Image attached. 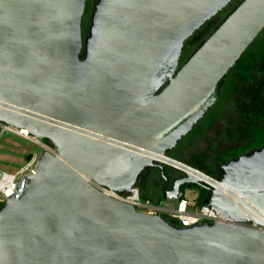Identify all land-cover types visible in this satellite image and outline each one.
Returning <instances> with one entry per match:
<instances>
[{
    "label": "water",
    "instance_id": "1",
    "mask_svg": "<svg viewBox=\"0 0 264 264\" xmlns=\"http://www.w3.org/2000/svg\"><path fill=\"white\" fill-rule=\"evenodd\" d=\"M231 1L97 0L83 42L87 0H0V123L55 151L0 206V264H264L258 228L175 226L91 183L128 192L158 168L162 198L206 187L203 204L264 226V143L219 177L168 154L264 29V0H241L180 65Z\"/></svg>",
    "mask_w": 264,
    "mask_h": 264
},
{
    "label": "rangeland",
    "instance_id": "2",
    "mask_svg": "<svg viewBox=\"0 0 264 264\" xmlns=\"http://www.w3.org/2000/svg\"><path fill=\"white\" fill-rule=\"evenodd\" d=\"M240 1L232 0L185 41L181 63ZM96 2L97 0L86 2L82 18L83 42L90 31ZM215 93L217 95L215 103L168 153L171 157L213 177L219 175L222 164L242 153H249L264 143V29L237 65L229 70ZM41 141L42 144H50L47 140ZM42 144L12 131L6 130L1 133L0 127V169L17 171L28 161V154L41 156L44 152ZM166 168L171 178L182 172L171 166ZM158 178L156 171H153V176L142 174L138 186L143 196L158 200L157 194L163 186V181ZM198 189L199 186L191 187L190 196L196 194ZM168 221L180 226L176 221Z\"/></svg>",
    "mask_w": 264,
    "mask_h": 264
},
{
    "label": "built area",
    "instance_id": "3",
    "mask_svg": "<svg viewBox=\"0 0 264 264\" xmlns=\"http://www.w3.org/2000/svg\"><path fill=\"white\" fill-rule=\"evenodd\" d=\"M1 133L13 131L8 125L0 123ZM14 128V127H13ZM22 135L26 139H30L35 143L42 144V141L34 136ZM44 150L55 152L51 144L45 145ZM40 156L32 154L25 165L15 172L0 169V204H2L10 195L15 193L22 178L33 172ZM91 183L97 187L104 194L117 199L119 201L128 203L136 208L138 212L149 215H161L168 220L176 221L180 226H192L202 224L204 221L208 223L220 222L231 225H238L244 227L258 228L264 232V226L258 225L254 221L242 222L238 221L224 213L217 212L209 205L199 202L197 195L190 196L191 188L181 189L177 198H162L161 200H151L144 198L138 185H135L128 192H121L115 189L99 185L95 181Z\"/></svg>",
    "mask_w": 264,
    "mask_h": 264
},
{
    "label": "flooded vegetation",
    "instance_id": "4",
    "mask_svg": "<svg viewBox=\"0 0 264 264\" xmlns=\"http://www.w3.org/2000/svg\"><path fill=\"white\" fill-rule=\"evenodd\" d=\"M191 55V54H190ZM189 57V56H188ZM182 63H181V61H180V65H181ZM216 98H217V95L215 94L214 95V97L197 113V114H194V115H190L185 121H188L186 124H184L183 126H181L180 127V129H183L187 124H189L190 122L193 124L192 125V128L194 127V125L205 115V113L207 112V110L215 103V101H216ZM191 128V129H192ZM191 129L188 131V132H190L191 131ZM187 132V133H188ZM186 133V134H187ZM184 136V135H183ZM182 136V137H183ZM181 137V138H182ZM180 138V139H181ZM179 139V140H180ZM179 140L174 144V146L173 147H171L169 150H168V153H169V151H171L176 145H177V143L179 142ZM243 154V153H242ZM241 155V154H240ZM232 159H234V158H232ZM231 160V159H230ZM222 165H224V164H222ZM221 165V166H222ZM153 170H159L158 168H148V169H146L142 174H146V175H149V176H151L152 174V171ZM165 170H166V173L168 174L169 173V171H168V168H166L165 167ZM159 172H160V170H159ZM181 174H178L176 177H179V176H182L183 175V172H180ZM223 173V170H222V168L220 169V173H219V175L217 176V177H219L221 174ZM142 174H141V176H142ZM140 176V177H141ZM169 177L171 178V175H170V173H169ZM176 177H174V178H176ZM174 178H171V181L174 179ZM162 193H163V186H162V188H160V192L157 194V197H159V196H162ZM208 193H209V190L206 188V187H200V189H198V191H197V193H196V195L198 196V198H202V200L208 195Z\"/></svg>",
    "mask_w": 264,
    "mask_h": 264
},
{
    "label": "trees",
    "instance_id": "5",
    "mask_svg": "<svg viewBox=\"0 0 264 264\" xmlns=\"http://www.w3.org/2000/svg\"><path fill=\"white\" fill-rule=\"evenodd\" d=\"M236 5H237V4H236ZM236 5H235V6H236ZM235 6H234V7H235ZM259 35H260V34H259ZM259 35H258V36H259ZM258 36H257V37H258ZM255 40H256V39H255ZM255 40H254V41H255ZM254 41H253V42H254ZM253 42H252V43H253ZM252 43L250 44V46L252 45ZM250 46H249V47H250ZM249 47H248V48H249ZM248 48H247V50H248ZM247 50L243 53V55L247 52ZM243 55H242V56H243ZM242 56H241V57H242ZM240 59H241V58H240ZM240 59H239V60H240ZM239 60L237 61V63L239 62ZM237 63H236L235 65H237ZM31 156H32V154H28V155H27V158L29 159ZM166 167H167V166H166ZM153 171L158 172V177H159L158 179L162 182V181H163V178L161 177L159 170H153ZM153 171H152V173H151V174H152L151 176H153ZM196 186H197V185H194V184H191V185H184V186L182 187V189L184 190V189H186V188H191V187H196ZM143 197L146 198L145 196H143ZM157 198H158V200H161V199H162V196H159V197H157ZM202 201H203V200H202V198L200 197V198H199V202L202 203ZM0 206H1V204H0Z\"/></svg>",
    "mask_w": 264,
    "mask_h": 264
},
{
    "label": "bare ground",
    "instance_id": "6",
    "mask_svg": "<svg viewBox=\"0 0 264 264\" xmlns=\"http://www.w3.org/2000/svg\"><path fill=\"white\" fill-rule=\"evenodd\" d=\"M10 128L13 129L14 132H17V133H20L26 136H30L29 131L26 128H23V129H17L13 127H10Z\"/></svg>",
    "mask_w": 264,
    "mask_h": 264
},
{
    "label": "crops",
    "instance_id": "7",
    "mask_svg": "<svg viewBox=\"0 0 264 264\" xmlns=\"http://www.w3.org/2000/svg\"><path fill=\"white\" fill-rule=\"evenodd\" d=\"M194 195H196V194H194Z\"/></svg>",
    "mask_w": 264,
    "mask_h": 264
}]
</instances>
